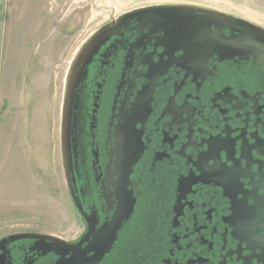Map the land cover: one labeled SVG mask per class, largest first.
I'll list each match as a JSON object with an SVG mask.
<instances>
[{"label":"flooded vegetation","instance_id":"flooded-vegetation-1","mask_svg":"<svg viewBox=\"0 0 264 264\" xmlns=\"http://www.w3.org/2000/svg\"><path fill=\"white\" fill-rule=\"evenodd\" d=\"M185 5L199 6L134 7L89 32L60 114L80 232L4 233L0 264H264V51L222 44L240 19L264 27L230 14L191 36L166 12Z\"/></svg>","mask_w":264,"mask_h":264},{"label":"rangeland","instance_id":"rangeland-1","mask_svg":"<svg viewBox=\"0 0 264 264\" xmlns=\"http://www.w3.org/2000/svg\"><path fill=\"white\" fill-rule=\"evenodd\" d=\"M160 2L255 16L248 0L6 1L0 37V235L19 230L78 235L60 154L70 62L89 32L111 16Z\"/></svg>","mask_w":264,"mask_h":264},{"label":"water","instance_id":"water-1","mask_svg":"<svg viewBox=\"0 0 264 264\" xmlns=\"http://www.w3.org/2000/svg\"><path fill=\"white\" fill-rule=\"evenodd\" d=\"M168 13H174L173 18H177L180 24L179 29L188 32V35L200 34L205 35L211 33L212 25L215 24L216 28L220 31L221 25H227L234 19L233 16L225 12L210 9L200 6H169ZM238 20V19H237ZM244 26V31L239 36L227 38L222 35V44L226 49H232L235 52L241 53H254L257 54L264 51V29L260 26L254 25L245 20H238ZM66 129V128H65ZM46 237L53 240H58L54 236L47 235ZM103 255H96L89 263L97 262Z\"/></svg>","mask_w":264,"mask_h":264},{"label":"crops","instance_id":"crops-1","mask_svg":"<svg viewBox=\"0 0 264 264\" xmlns=\"http://www.w3.org/2000/svg\"><path fill=\"white\" fill-rule=\"evenodd\" d=\"M6 1L0 0V37L4 35L3 23L6 14ZM248 6H250V9L252 8L251 10L255 16L253 18L252 16L247 17V19L259 23L264 27V0H248Z\"/></svg>","mask_w":264,"mask_h":264}]
</instances>
